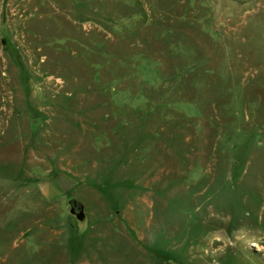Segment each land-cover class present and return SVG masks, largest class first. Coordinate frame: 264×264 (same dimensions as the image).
Wrapping results in <instances>:
<instances>
[{
	"label": "rangeland",
	"instance_id": "rangeland-1",
	"mask_svg": "<svg viewBox=\"0 0 264 264\" xmlns=\"http://www.w3.org/2000/svg\"><path fill=\"white\" fill-rule=\"evenodd\" d=\"M0 264H264V0H0Z\"/></svg>",
	"mask_w": 264,
	"mask_h": 264
},
{
	"label": "water",
	"instance_id": "water-1",
	"mask_svg": "<svg viewBox=\"0 0 264 264\" xmlns=\"http://www.w3.org/2000/svg\"><path fill=\"white\" fill-rule=\"evenodd\" d=\"M251 1V0H248ZM3 37L9 38V28L7 24H3L1 28ZM39 123L34 122V125H38ZM67 205L69 207L70 216L76 221L78 224V229L80 234H84L89 229V217L86 211V206L83 202L76 198L69 199L67 201Z\"/></svg>",
	"mask_w": 264,
	"mask_h": 264
},
{
	"label": "trees",
	"instance_id": "trees-1",
	"mask_svg": "<svg viewBox=\"0 0 264 264\" xmlns=\"http://www.w3.org/2000/svg\"><path fill=\"white\" fill-rule=\"evenodd\" d=\"M4 40H5V41H7V39H6V38H4Z\"/></svg>",
	"mask_w": 264,
	"mask_h": 264
}]
</instances>
